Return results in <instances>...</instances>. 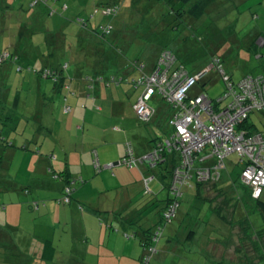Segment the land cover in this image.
<instances>
[{
  "label": "rangeland",
  "instance_id": "obj_1",
  "mask_svg": "<svg viewBox=\"0 0 264 264\" xmlns=\"http://www.w3.org/2000/svg\"><path fill=\"white\" fill-rule=\"evenodd\" d=\"M115 1L118 2L117 11L110 13L108 9L114 10L112 5ZM32 2L33 0H6V4L0 9V59L2 56L8 57L9 55V58L3 63L0 61V118L1 115L11 117V123L17 128L16 133L22 135L25 134V130L33 129L37 125V121L27 120L22 116L23 113L42 112V114H38V121L44 126L46 122H52L51 119H57L63 105L61 93H52L51 79L45 80V87L42 89L39 87L35 72L42 68V61L47 60V63L44 64L47 65L49 61L56 59L57 55H61L58 51L56 52L58 42L62 43V48L66 46L67 50L63 48V57L70 51L80 50L79 57L82 59L83 51L87 48L84 36L93 33L94 30H99V28L110 30L111 35H115L123 27L125 28L126 24L138 30L136 42L131 41L128 44V52H126V59L130 60V64L133 63L132 61L136 62L137 57L141 58L140 61L150 62L152 53H156L168 45V48L181 56L188 71H197L199 67L209 66L214 55L222 57L226 72L231 74L236 82L243 75H255L259 72V59L255 58L254 52H262L264 55V0H216L208 9V14L206 12L199 20L184 19L176 26L175 30L151 25L150 21L158 20L154 17L157 14L155 12H153L154 14L147 13V11L142 13L141 10L135 9L136 7H131L134 6L132 0H37V4L31 6ZM142 3L144 4V1L138 5L141 9ZM20 29H23L22 35H20ZM255 41L258 44L257 42L254 44ZM92 58L90 53L88 56H84L87 62ZM122 64L123 62L119 60L118 67L121 68ZM121 88L128 89L125 85ZM224 89L222 79L215 71L210 70L190 90V93L200 92L214 100L224 92ZM114 90L116 88L109 91L112 93ZM137 92L133 91L130 86L127 95L122 97L123 102L131 105L138 96ZM15 98L18 103L16 107L11 106L14 104ZM42 98L44 99L42 100ZM102 101V99H98L97 104L101 105ZM150 105L158 111L159 103L151 102ZM81 108L80 111L83 110L87 113L90 104L86 103ZM47 111H53L54 116L48 114ZM73 114L74 112L65 117L68 119ZM250 116L256 129L264 130L263 113H253ZM108 117L111 115L109 114ZM127 118L136 128L140 127L139 129L142 128L143 131L151 132L153 121L145 125L131 116L129 112H127ZM20 138V135L10 137L11 140L15 139L18 143ZM32 148L34 149V146ZM45 148V145L41 148L42 152L46 150ZM12 152L17 154L11 156L9 153ZM34 155H36L34 151L25 153L19 149L0 147V190L4 192L7 188V183L3 178L6 179L8 176L16 177L20 186L31 188V178L34 176L31 161ZM73 157L76 155L70 153V158ZM237 162L236 155L229 156L225 161L228 184L223 181L220 183L225 185L224 189L228 193L231 192L232 183L239 181L242 165H237ZM72 169L74 168L72 167ZM194 185L191 182L182 187L183 194L179 210L177 216L172 220L173 225L171 226L178 232L177 239L169 241L167 234L164 236L163 232V236L159 237L153 245L154 251L149 256V264H212L218 261H224L226 264H264V259L255 263L238 261L240 256L235 252L240 245L238 228L234 227L228 231L230 226L211 210L208 202L197 200L195 203L193 200ZM236 186L239 185L236 184ZM236 190L237 193L233 191L234 196L242 198L245 194L244 190L241 187H237ZM164 191L165 189L161 191L163 195L166 192ZM210 193L212 196L214 192L210 191ZM30 197L31 194L26 196L19 193L16 197V193L11 196L0 193V200L4 199V204L12 202L23 204L28 208L30 204L27 203ZM143 197L146 199L148 194L143 192ZM223 198L221 195L218 200L221 201ZM247 201L249 200L247 199ZM46 203L59 205L53 199H48ZM149 203L144 200L145 210L141 215H152V207L155 204H151L147 208ZM244 206L246 207L244 211L248 213L251 232L263 228L262 215L251 209V203L247 202V205ZM32 210L29 212L35 213V210ZM225 214L229 218L230 215ZM135 217L139 218L140 215L136 213ZM17 220L21 221V226L26 233L32 230L30 226L32 221L28 222L24 216H16L11 219L12 222H17ZM155 221L156 217L150 218L146 221V227L151 228ZM191 232L194 233V239L188 240ZM227 233H230L228 238ZM21 234L23 233L20 232ZM209 239L220 240L223 244L217 243L215 246L210 245V247L207 246L208 248H203ZM131 241L136 243L134 239ZM245 248L247 254H252L253 248L250 242L245 243ZM135 256L136 253L132 252L130 258H120L117 262L119 264H137ZM138 264L140 263L138 262Z\"/></svg>",
  "mask_w": 264,
  "mask_h": 264
},
{
  "label": "crops",
  "instance_id": "obj_2",
  "mask_svg": "<svg viewBox=\"0 0 264 264\" xmlns=\"http://www.w3.org/2000/svg\"><path fill=\"white\" fill-rule=\"evenodd\" d=\"M5 4L6 0H0V9ZM256 53H258L255 55L257 59L263 55L262 52L256 51ZM155 57L146 64V73H150L153 69ZM125 62L123 77L126 79L136 77L138 72L130 64V60L125 59ZM258 66L260 70L255 75L264 74L262 58L258 60ZM36 80L40 89L45 87L46 79ZM66 81L65 83L70 86L69 91L65 87L53 90L52 85L51 88L53 94L61 93V101H63L57 119H51L52 122H46L43 126L38 121V114L42 112L22 115L27 120L37 121L35 128L25 131L29 135L35 134L33 139L35 145L39 146V152L31 161L34 176L31 178V183L29 182L31 197L27 203L29 205L31 202H36L38 206L34 211L23 204L12 202L4 204V196V199L0 200V264H119L118 259L130 258L132 252L136 253L135 259L138 264L142 255L139 238L126 237L125 234L131 235L136 230L139 232L148 229L146 221L153 217H156V221L152 227L156 224L159 210L167 196L165 191V195L161 191L163 185L168 184L169 178L165 182L166 178L158 169L151 170L145 165L139 170L117 165L96 173L92 162L95 152L102 165L108 162L116 163L129 148L134 156L148 153L154 139L165 136L164 125L168 111L161 108L162 110L152 119L151 132L143 131L142 128L139 129L140 127L136 128L127 118V112L137 118L133 105L140 94L139 88L131 87L133 91H138V96L130 105L122 100L130 89L128 83L113 87L96 85L92 91H89L85 90L82 79L74 78ZM123 85L128 89H122ZM112 88L116 90L111 93L109 90ZM98 99L103 100L101 105L97 104ZM86 103L90 104L87 113L80 111L81 106ZM64 105H67L69 110H66ZM47 112L54 116L53 111ZM73 112L70 118L65 117ZM260 113L264 115V111ZM109 114L111 117H108ZM57 120H59L58 124ZM257 131L264 134V130ZM44 145L46 150L42 152L41 148ZM21 152L28 151L21 150ZM70 153L75 154L76 157L70 158ZM9 154L12 156L17 153ZM49 167L55 171L58 169L56 173L68 172V179H71V182L77 178L82 179V183L73 185L70 204L46 203L48 199L56 202L66 183L64 180L54 179L52 174L48 173ZM223 176L221 181L228 184L227 171ZM7 178L17 181L13 176ZM219 185L225 186L221 183ZM145 186L148 199L143 197ZM18 192L21 193L18 189L4 192L0 190V193L9 196L16 193V197ZM144 200L150 201L147 208L155 204L152 207V215H141L145 210ZM29 210L35 213H30ZM136 213L140 215L139 218L135 217ZM16 216H24L28 222L32 221L30 224L32 230L26 233L21 221L12 222L11 219ZM172 225V222L169 223L163 231L169 241L177 239L178 234L172 229ZM20 232L23 234L20 235ZM132 239L136 243L131 241ZM212 240L209 239L203 248L221 242Z\"/></svg>",
  "mask_w": 264,
  "mask_h": 264
},
{
  "label": "trees",
  "instance_id": "obj_3",
  "mask_svg": "<svg viewBox=\"0 0 264 264\" xmlns=\"http://www.w3.org/2000/svg\"><path fill=\"white\" fill-rule=\"evenodd\" d=\"M132 1H133L134 6H131V7H136L135 9L141 10L142 13L144 11L145 12L147 11V13L151 12L152 14H154L153 12H155V14H157L154 17H156L158 20L150 21L151 25L156 26V27L161 26L162 28H165V29L167 28L171 30H175L176 26L182 23L184 19L199 20L206 12L208 14V9L216 2V0H132ZM141 1H144V4L142 3L143 4L142 9L138 7V5L141 4ZM113 3L114 4L112 6H114V8L117 11L118 2L115 1ZM22 31L23 29H20V35H22ZM105 31L106 29L99 28V30L97 31L94 30L93 33L84 36L86 44H87V48L84 49L83 51L82 59L79 57V55L81 54L80 50L70 51L66 54L65 57H63L62 56L63 48H65L66 46H63L62 48L61 47L62 43L58 42L56 46L57 48L56 52L58 51V53L59 54L61 53V55H57L58 57L56 56V59L49 61L47 65H44L45 63H47V60L42 61V66H41L42 68L39 70H36L35 77L38 79H47V80L51 79L53 90H59L60 88L65 87L66 90L69 91L70 86L65 83L67 82L66 80L77 78V79H82L85 90L92 91L96 85H104L105 87H113L114 85L128 83L133 89L139 88L140 94H141L144 90V87L136 84V80H137L136 78H138L141 74H149L145 72V66L148 62L140 61L141 58L137 57L136 62L133 61L132 65L136 69V66L140 64L142 66V68L140 69L141 72H139L136 69L138 72V75L136 77H133L130 79H126L125 77H123V75L125 76L124 74L125 67H126L125 59H126V52H128V44L131 41L136 42V38H137L136 34L138 30L134 27H129V25L126 24L125 28L123 27L118 33H115V35H111L110 30H109V33H105ZM74 47H71V48H74ZM65 50L67 49L65 48ZM164 51L169 52L174 57L175 59L174 69L176 70L181 68L188 74L192 75L198 71L204 70L208 68L209 66H211L212 67L211 70L215 71L216 74L222 79L225 87H226L227 82L233 85L236 83V81L233 80L232 75L226 72L224 68V60L222 59V57L218 55H214L210 60L209 66L202 67V68L199 67L197 71L196 70L188 71L184 62L182 61L181 56H179L177 52H174L173 50L168 48V45L164 46L163 48L158 50L156 53H152V58L154 56L156 57L154 59L155 61H154L153 69L151 70V72L155 69L157 65V61L160 57V54L163 53ZM88 53L92 54L93 58L87 62L84 59V56H88ZM253 54L255 56L258 53L254 52ZM263 57L264 55L261 56V58ZM7 58H9V55ZM7 58H5L4 60H6ZM261 58H259V61L261 60ZM4 60H2L1 63H3ZM119 60L123 62L121 68L118 67ZM151 61L153 60L151 59ZM44 71H48V74L46 76H44L43 74ZM209 71L210 70H208L207 73H209ZM247 75H252V74H247ZM247 75H243L242 77L247 76ZM223 79H226V80H223ZM200 81L201 80L196 82L188 90L187 92L188 98L196 97L201 94L200 92L190 93V90L193 87H195L196 84L199 83ZM224 92H225V89H224ZM64 102H66L65 98H64ZM151 102L159 103L158 111L154 109L153 106L150 105ZM147 104L151 110V115H150L149 120L147 122H141L138 119L139 122L145 125L152 121L153 117L157 114L156 112H160L162 110L161 108H165L168 111L167 119L165 120V125H164V131L166 132L165 136L163 138L154 139V141L151 144V149H150V151H152L157 146L159 147V145H162L164 143V140L169 139L171 135L173 134V129H172V126L169 125V122L174 113V106L170 102H168L165 97H163L160 94H157L156 92L152 95L151 99L149 100ZM17 105H18L17 98H15L14 104H12L11 106L16 107ZM65 107L69 108L67 105H64V108ZM255 113H260V112H255ZM11 122H12L11 117H8V115L6 117L1 115V118H0V147L3 149L4 148H14V149L22 150V151H34L35 153L39 152L38 147L35 145L36 142L33 139V136L35 134L29 135L25 131H24L25 133L24 135L20 133H16L17 128H15V125ZM237 129L247 130L249 133L258 132L255 125L250 121V116L246 120H244L237 127ZM258 133H262V132H258ZM13 135L21 136L20 138L21 140L19 141V143L15 141V139L14 140L10 139V137H13ZM33 146H34V149L32 148ZM126 155H127V150L125 154L118 159V161H120ZM132 156L135 158L141 157V156H134L133 154ZM162 158H163L162 162L157 163L154 167H149L145 165V167H149L151 170L158 169L162 173V176L164 178H167V179L169 178L168 184L163 185V188H162V191L165 189L167 196H166L164 205L159 210L158 221L151 228L144 229V230L142 229V230H139V232L136 230L131 235L125 234L126 237H130V238H134L138 236L139 244H140V247L142 248V255L139 261L140 264H141V260L144 259L146 253L151 252L150 250H154L153 245L158 240V239L154 240L156 231L161 232L160 237L163 236V231H164L165 226L171 223L172 220L177 216L179 205H180V200L183 194L182 189H180V196L175 199L174 194H172L170 191L171 174H172L173 169L180 164L182 160L181 155H179V153L174 150H170V151L165 150L162 153ZM0 160H1V156H0ZM95 160L98 161L96 152L94 153V160L92 162L93 168L96 173H99L102 170L107 169L104 166L108 163H111V162H108L102 165L98 161V167H95V164H94ZM225 161L226 159L224 160V164L226 167ZM202 165L203 164L195 165L194 169L197 171V168L201 167ZM0 166H1V161H0ZM119 166H124V165H119ZM141 166H144V165H141ZM141 166H138L137 168L132 167L130 169L139 170ZM225 171H227L226 168L220 172L218 179L208 180L206 182H197L193 177L191 181L189 182V183L193 182L195 184L194 185L195 186V196L193 200H195V203L197 202V200L208 202L211 210L214 213H216L219 217H221L222 220H224V222H226L230 226L228 228V231H230V229L234 227L238 228L239 230L238 231L239 232L238 241L240 245L238 246V249H236L235 251L240 256V259L238 261L242 263H245L247 261L255 263L258 260L264 259V226L263 228H261L260 230L256 232H253V233L251 232L250 224L248 221V213L244 211L246 208L244 205H247V202L251 203V209L254 211H258L262 215L263 222H264V193L261 196V198L256 199V200L252 199L249 188L241 184L240 181H238V183L237 182L232 183L231 192L228 193L224 189L225 188L224 186L219 185V183L221 182L223 173H225ZM48 173L52 174L54 179H61L66 182L62 188L61 196L58 199H56V202L62 205L70 204L71 194L73 191V185L78 182L82 183V179L77 178V180L71 182V179L70 180L68 179V176H69L68 172L61 171V172L56 173V171L52 167L48 168ZM3 180L7 183V186H6L7 188L5 190L18 189L21 193L25 195L30 194L29 188L25 186H20L18 184L19 182L14 181L10 178H6V179L3 178ZM189 183H187V185H189ZM236 184L239 186H236ZM237 187H241V189H243L245 192L242 198L241 197L236 198L233 194V191L234 193H237V190H236ZM67 189H68V193L66 192ZM210 191L214 192L212 196H211L212 193H210ZM144 193L148 194V192H145V191ZM221 195L224 198L220 201L218 200V197ZM65 198H68L69 200L67 203L64 201ZM247 199L249 201H247ZM174 201L178 204V206L175 209L174 215L170 219H167V221H164L163 216L166 213V210L168 209L169 205H171ZM29 204H30L29 206L30 208L36 209L35 208V206L37 205L36 202H31ZM225 213H228L230 215L229 218L226 216ZM229 236H230V233L227 235V238ZM193 239H194V233L191 232L188 236V240H193ZM247 242H250L251 247L253 248L252 254H247V252L245 251L246 249L245 243ZM218 244H223V242H220ZM212 264H226V263L224 261H218ZM245 264H248V263H245Z\"/></svg>",
  "mask_w": 264,
  "mask_h": 264
},
{
  "label": "built area",
  "instance_id": "obj_4",
  "mask_svg": "<svg viewBox=\"0 0 264 264\" xmlns=\"http://www.w3.org/2000/svg\"><path fill=\"white\" fill-rule=\"evenodd\" d=\"M36 4L37 0H33L31 6ZM108 10L110 13L116 11L115 8ZM105 33L109 31L106 29ZM4 58L7 56H2L0 61ZM174 65L175 59L169 52L161 53L155 69L136 78V84L143 86L144 90L133 105L137 118L147 122L151 115L147 103L152 95L156 92L165 97L174 106L169 122L173 129L171 137L139 158L133 157L129 148L127 155L120 161L108 163L104 167H154L162 162L163 151H177L182 160L172 171L170 185V191L176 199L180 196V189L193 177L197 182L218 179L220 172L226 168L224 160L236 155L237 165H242L240 183L249 188L252 199L261 198L264 193V134L249 133L237 127L252 113L264 111V74L244 76L234 85L227 82L225 92L214 100L203 93L188 98V90L212 67L190 75L181 68L174 69ZM141 68L140 64L136 66L139 72ZM43 74L46 76L48 71ZM65 109L69 110L67 107ZM94 164L98 167L97 160ZM199 164L203 165L196 171L194 167ZM145 192H148L146 186ZM64 201L67 203L69 200L65 198ZM177 206L175 201L169 205L163 216L164 221L174 215ZM160 233L156 231L154 240L160 237ZM150 251L141 264H149V256L154 250Z\"/></svg>",
  "mask_w": 264,
  "mask_h": 264
}]
</instances>
